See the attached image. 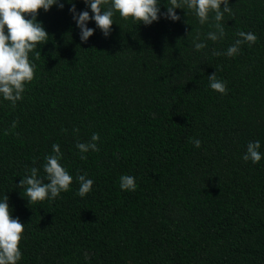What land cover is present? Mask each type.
Listing matches in <instances>:
<instances>
[{"label":"trees","instance_id":"16d2710c","mask_svg":"<svg viewBox=\"0 0 264 264\" xmlns=\"http://www.w3.org/2000/svg\"><path fill=\"white\" fill-rule=\"evenodd\" d=\"M0 264H264V0H0Z\"/></svg>","mask_w":264,"mask_h":264}]
</instances>
